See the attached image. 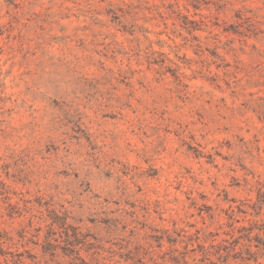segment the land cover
<instances>
[{
	"label": "rangeland",
	"instance_id": "1",
	"mask_svg": "<svg viewBox=\"0 0 264 264\" xmlns=\"http://www.w3.org/2000/svg\"><path fill=\"white\" fill-rule=\"evenodd\" d=\"M54 215L89 264H264V0H0L2 247L78 264Z\"/></svg>",
	"mask_w": 264,
	"mask_h": 264
},
{
	"label": "trees",
	"instance_id": "2",
	"mask_svg": "<svg viewBox=\"0 0 264 264\" xmlns=\"http://www.w3.org/2000/svg\"><path fill=\"white\" fill-rule=\"evenodd\" d=\"M50 218V221L47 223L48 231L44 236V244L42 245L43 253L48 254L51 257L58 255L57 248L59 247L60 240L57 238L60 236L61 241L65 243V245L61 247L64 255L71 254L73 259L79 260V262L75 263L89 264L79 255V249L82 246V241L80 240V233L78 232L77 227L67 223L66 215H54ZM54 225H58V227L61 228L62 235H57L58 237H54V235L57 234L54 231ZM69 229L72 230V233H69ZM241 229L246 232L244 236L250 241V238H248L250 234V228L242 227ZM22 235L23 234H21V236ZM71 236L73 239H71ZM7 239L11 240V237L0 231V264H22L24 260L22 252H18L16 250H6L2 247L1 244ZM30 256L31 255H27L26 257ZM34 257L35 256H32L31 259Z\"/></svg>",
	"mask_w": 264,
	"mask_h": 264
}]
</instances>
